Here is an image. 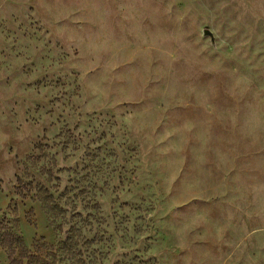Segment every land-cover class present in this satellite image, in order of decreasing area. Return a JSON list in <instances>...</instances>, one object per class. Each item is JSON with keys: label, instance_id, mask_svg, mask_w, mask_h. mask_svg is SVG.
<instances>
[{"label": "rangeland", "instance_id": "374dc122", "mask_svg": "<svg viewBox=\"0 0 264 264\" xmlns=\"http://www.w3.org/2000/svg\"><path fill=\"white\" fill-rule=\"evenodd\" d=\"M0 264H264V0H0Z\"/></svg>", "mask_w": 264, "mask_h": 264}, {"label": "water", "instance_id": "95a60500", "mask_svg": "<svg viewBox=\"0 0 264 264\" xmlns=\"http://www.w3.org/2000/svg\"><path fill=\"white\" fill-rule=\"evenodd\" d=\"M205 34H208V31H206Z\"/></svg>", "mask_w": 264, "mask_h": 264}]
</instances>
